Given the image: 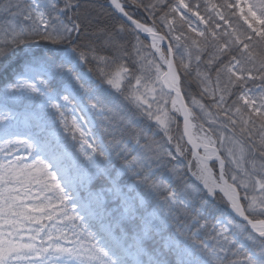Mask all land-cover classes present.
Masks as SVG:
<instances>
[{"label": "snow or ice", "instance_id": "1", "mask_svg": "<svg viewBox=\"0 0 264 264\" xmlns=\"http://www.w3.org/2000/svg\"><path fill=\"white\" fill-rule=\"evenodd\" d=\"M0 19V264H264V0H0Z\"/></svg>", "mask_w": 264, "mask_h": 264}, {"label": "trees", "instance_id": "2", "mask_svg": "<svg viewBox=\"0 0 264 264\" xmlns=\"http://www.w3.org/2000/svg\"><path fill=\"white\" fill-rule=\"evenodd\" d=\"M144 2L145 3H153V2H155V0H144ZM83 3L86 4V5H96V6L101 5V4H105L104 0H83ZM133 11L137 14L138 17L147 16V13H144L143 12V9H133ZM162 14H163L162 12H157L156 15H157V17H159ZM0 21H3L5 23L4 19H0ZM152 23H153V21L151 20V18H149L148 19V25L151 26ZM156 26L158 28H162V32L160 34H163V33H166L167 32V29L163 28L161 22L158 19L156 21ZM175 35H180V32L175 33ZM175 35H173V36H175ZM170 36H172V35H170ZM170 36L166 37L165 40L168 43H172L173 44V41H172V39H171ZM141 42L143 43V41H141ZM132 43L135 44V41H133ZM136 49H140L141 54H142L141 57L147 56L149 54L148 53V50H144L143 48H140V45H136V48L135 49L132 48L131 45H129V51H130V57H129V59L130 60L133 59V58L140 59V57H137V55H136ZM193 67H195V66L193 65ZM203 67H204V65H201V69H203ZM184 92L188 96H194L195 95L194 93H196V92H198V94H200V89L197 87V81L195 79V72H193V78H192V80L188 84L185 85ZM197 99H200V95L198 96ZM202 102H204V103H210L209 101H202ZM124 111H125V114L126 115H130V113H128L126 109ZM137 120L139 122V118L138 117H137ZM192 122H193V125H194V128H195L194 129L195 131L202 132L200 130V126L201 125H203V129L205 131H207L209 129V124L206 121H202V119H200L196 115V113L194 115V118L192 119ZM143 124L144 125H147L148 123L146 121H144ZM173 131H174V134H175V132H176L175 125H173ZM156 139L159 140L160 137L157 136ZM217 204L220 205V206H222V201H218Z\"/></svg>", "mask_w": 264, "mask_h": 264}, {"label": "rangeland", "instance_id": "3", "mask_svg": "<svg viewBox=\"0 0 264 264\" xmlns=\"http://www.w3.org/2000/svg\"><path fill=\"white\" fill-rule=\"evenodd\" d=\"M104 2H105V0H104ZM5 21V20H4ZM3 21H0V25H3ZM201 27H203V26H201ZM165 29H167V32H168V28H165ZM179 31H177V32H175V33H178ZM175 33H173L172 34V36H170L171 37V39H172V41H173V44H175L176 43V41L174 40V36L173 35H175ZM182 40H183V37L181 38ZM141 41H143V43H144V45H146V46H148V47H145V48H143L144 50H148V53H150V52H154V50L153 49H151L150 48V44H151V39L150 38H142L141 37ZM164 42L166 43V45L168 46V42L166 41V40H164ZM162 48V47H161ZM163 49V48H162ZM142 55V54H141ZM156 58L157 59H159V57H158V55L156 56ZM164 70H166V67H165V69ZM195 95V97L196 98H198V96H199V94H198V92H196V93H194ZM169 108L171 107V105L169 104V106H168ZM194 113H196V115L200 118V119H202V121H206L207 122V119H208V117H207V115L206 114H202V113H200V110H199V108H195L194 109ZM78 115V114H77ZM191 123H192V125H193V122L191 121ZM181 127V126H180ZM191 129V134L193 135V137H194V139H197V138H199L200 136H202L203 135V133L202 132H200V131H195L194 129V125L190 128ZM172 130H173V128H172ZM181 128H180V132H181ZM173 133H174V131H173ZM186 139H187V137H186ZM199 151V150H198ZM199 153L200 154H203V150L202 151H199ZM190 159H191V157H190ZM219 169V166L217 165V168H216V172H217V170ZM192 179H194V178H192ZM222 206L225 208V203L222 201ZM220 208V207H219ZM47 223V222H46Z\"/></svg>", "mask_w": 264, "mask_h": 264}, {"label": "water", "instance_id": "4", "mask_svg": "<svg viewBox=\"0 0 264 264\" xmlns=\"http://www.w3.org/2000/svg\"><path fill=\"white\" fill-rule=\"evenodd\" d=\"M141 37L142 38H145V37H147V38H150L151 39V37H148L147 36V34H145V33H142L141 34ZM161 43V47L162 48H166L167 47V45H166V43L163 41V42H160ZM182 117H181V121H182ZM181 133L183 132V123H181ZM185 144L187 143V139H186V137H184V141H183ZM188 148H191V145H188ZM203 149L201 148V149H199V151H202ZM218 165V164H217ZM219 172V169L217 170V173Z\"/></svg>", "mask_w": 264, "mask_h": 264}, {"label": "flooded vegetation", "instance_id": "5", "mask_svg": "<svg viewBox=\"0 0 264 264\" xmlns=\"http://www.w3.org/2000/svg\"><path fill=\"white\" fill-rule=\"evenodd\" d=\"M216 207L218 208V214H219L220 212H223L224 209H225L223 206L219 208L217 204H216Z\"/></svg>", "mask_w": 264, "mask_h": 264}, {"label": "bare ground", "instance_id": "6", "mask_svg": "<svg viewBox=\"0 0 264 264\" xmlns=\"http://www.w3.org/2000/svg\"><path fill=\"white\" fill-rule=\"evenodd\" d=\"M147 123H149L148 121H146ZM181 126V125H180ZM190 132H191V129H190ZM218 205V204H217ZM218 207H222V206H220V205H218ZM217 208V207H216ZM217 210H218V208H217Z\"/></svg>", "mask_w": 264, "mask_h": 264}]
</instances>
